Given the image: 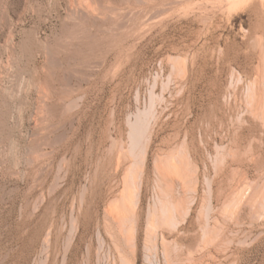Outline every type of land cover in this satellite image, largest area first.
Here are the masks:
<instances>
[{
	"label": "rangeland",
	"instance_id": "1",
	"mask_svg": "<svg viewBox=\"0 0 264 264\" xmlns=\"http://www.w3.org/2000/svg\"><path fill=\"white\" fill-rule=\"evenodd\" d=\"M69 1L0 0V264H264V0Z\"/></svg>",
	"mask_w": 264,
	"mask_h": 264
},
{
	"label": "bare ground",
	"instance_id": "2",
	"mask_svg": "<svg viewBox=\"0 0 264 264\" xmlns=\"http://www.w3.org/2000/svg\"><path fill=\"white\" fill-rule=\"evenodd\" d=\"M96 1V0H95ZM94 0L92 1V0H70L69 2V5H70V12L73 14L72 16H74L78 21L77 22H79L80 23V25L82 24V22H88V21H94V22H96V20L98 21V19L100 18V14H98V16H97V13H95L96 12V10H95V8H94V6H95V4L96 3H93V2H95ZM98 1V0H97ZM120 1V0H119ZM132 1V0H131ZM126 2H127V0H126ZM135 2H137V1H135ZM139 2V1H138ZM98 3H99V1H98ZM97 3V4H98ZM123 3V2H122ZM125 3V2H124ZM128 3V2H127ZM94 4V5H93ZM96 4V5H97ZM100 5V4H99ZM96 7V6H95ZM98 7V6H97ZM114 7V6H113ZM120 7V6H119ZM110 8V7H109ZM118 8V7H117ZM117 8H116V10H114V8H113V10H111V11H109V12H113L114 13V11H116L115 13H114V15H116L115 17L116 18H119V17H121V18H125V19H132L130 16V18H127V16L128 15H125L124 13H122L123 11H120L119 9L117 10ZM103 9H104V7H103ZM103 11H105V10H103ZM108 11V10H107ZM127 12H128V10H127ZM102 14V13H101ZM110 14V13H109ZM136 14V13H135ZM138 14H139V12H138ZM105 15V14H104ZM108 15V14H107ZM140 15H142V14H140ZM133 16V15H132ZM108 17V16H107ZM106 17V18H107ZM102 18H105V17H102ZM101 18V19H102ZM105 18V19H106ZM109 18V17H108ZM111 19H112V16L110 17ZM109 18V19H110ZM138 18V17H137ZM124 19V20H125ZM104 20V19H103ZM115 20V19H114ZM113 20V21H114ZM119 20V19H118ZM120 20H122V19H120ZM110 21V20H109ZM130 21V20H129ZM128 21V22H129ZM103 22V21H102ZM102 22H100V23H102ZM111 22V21H110ZM120 22V21H119ZM124 23H125V21H123ZM126 22H127V20H126ZM78 23V24H79ZM107 23H108V20H107ZM116 23V22H115ZM121 23V22H120ZM93 24V23H92ZM114 23H112V25H113ZM76 25V22L74 23V26ZM99 25V24H98ZM108 25V24H107ZM119 25V24H118ZM117 25V26H118ZM122 25V24H121ZM72 26V25H71ZM78 26V25H77ZM105 26V25H104ZM73 27V26H72ZM76 27V26H75ZM80 26H78V28H79ZM82 27V26H81ZM84 27V26H83ZM93 27V26H92ZM98 27V26H97ZM102 27H103V25H102ZM108 27V26H107ZM106 27V28H107ZM74 28V27H73ZM89 28V27H88ZM87 28V29H88ZM90 28H91V26H90ZM89 28V29H90ZM111 28V27H110ZM115 28H116V26H115ZM76 29V28H75ZM99 29V28H98ZM109 29V28H108ZM96 30V29H95ZM115 30V29H114ZM70 31V30H69ZM97 31H99V30H97ZM106 31V30H105ZM104 31V32H105ZM109 31V30H108ZM111 31V30H110ZM109 31V32H110ZM116 31V30H115ZM72 32V31H71ZM90 32V31H89ZM100 32V31H99ZM107 32V31H106ZM117 32V31H116ZM95 33H96V31H95ZM111 33H112V31H111ZM74 34H75V32H74ZM79 34V33H78ZM83 34V33H82ZM82 34H80L81 36H82ZM87 34V33H86ZM77 35V34H76ZM111 35V34H110ZM69 36V35H68ZM73 36V35H72ZM71 36V37H72ZM75 36V35H74ZM85 36V35H84ZM102 36V35H101ZM103 36H105V35H103ZM70 37V38H71ZM77 37V36H76ZM87 37H89V36H87ZM91 37V36H90ZM97 37V35L95 36V38ZM109 37V36H108ZM74 38V37H73ZM77 38H80L79 36L77 37ZM58 39V38H57ZM75 40H76V38H74ZM105 39V38H104ZM69 41H71L70 39H68ZM106 40H107V38H106ZM64 41V40H63ZM83 41V40H82ZM98 41V40H97ZM108 41V40H107ZM59 42V41H58ZM90 42H91V40H90ZM87 43V42H86ZM85 43V44H86ZM99 43H100V41H99ZM105 43V42H104ZM10 44V43H9ZM94 44V43H93ZM106 44V43H105ZM75 45V44H74ZM62 46V45H61ZM95 46V45H94ZM63 47V46H62ZM92 47V46H91ZM66 48V47H65ZM59 49V48H58ZM111 50V49H110ZM74 55V54H73ZM76 56V55H75ZM15 58V57H14ZM46 58V57H45ZM17 63V62H16ZM83 65V64H82ZM81 65V66H82ZM60 66V65H59ZM78 66V65H77ZM86 67V66H85ZM88 67V66H87ZM71 72V71H70ZM69 72V73H70ZM18 73V72H17ZM74 74V73H73ZM72 74V75H73ZM3 75V74H2ZM5 75V74H4ZM71 75V76H72ZM9 80V79H8ZM25 80V79H24ZM22 83V82H21ZM16 86V85H15ZM53 88V87H52ZM11 90V89H10ZM27 90V89H26ZM10 98V97H9ZM58 102V101H57ZM56 106V105H55ZM8 108V107H7ZM66 108V107H65ZM57 110V109H56ZM38 112V113H37ZM35 114H37V116H38V118H41V113L40 112H42V111H37ZM36 116V115H35ZM38 118H36L35 117V122H37V119ZM39 121H40V119H38ZM41 121H43V119H41ZM40 121V122H41ZM142 121H144V120H142ZM146 122V121H145ZM145 122H140V124H134V126L135 125H138L137 127H134L135 129H134V131L132 130V134H131V132H130V137L132 138L131 140L133 141V143H135L136 145L138 144V143H140V140H141V137L143 136V129H145L146 127H143L144 126V123ZM137 123V122H136ZM134 132V133H133ZM48 137V136H47ZM12 140V139H11ZM134 144V145H135ZM9 147V146H8ZM14 148V147H13ZM30 148V147H29ZM140 152H142V151H139V153ZM144 153V152H143ZM9 154V153H8ZM13 154V153H12ZM15 154V153H14ZM143 155V154H142ZM7 156V155H6ZM140 156V155H139ZM140 157H142V156H140ZM139 158V157H138ZM142 162V161H141ZM142 175H143V173L142 172H140L134 179H132V183L134 184V188L132 189V200H133V203H134V207L135 206H137V204H138V201H139V194H140V189H141V186H142ZM241 190H238L237 191V193L238 192H240ZM242 193V191L238 194V197H239V195H240V197H241V194ZM131 197V196H130ZM163 197V196H162ZM165 197V196H164ZM164 197H163V199L162 200H160V199H158L159 197H157V199H158V206H155V207H157L156 209L158 210V207H159V205H160V207H159V210L158 211H156V209L154 208V209H152L151 207V209H149L148 210V214H147V218L149 217L151 220H153L154 219V216L157 218V215H155V214H153V213H157V212H159L160 213V215L162 216L161 217V219L163 220V221H165V222H167L168 221V223H170L169 221H171L173 218H175L174 217V212H177V204H174V203H170V199L168 198V197H165V198H167V199H169V201L168 200H166V199H164ZM239 197V198H240ZM242 197H243V195H242ZM156 200V199H155ZM155 202V204H156V202L157 201H154ZM154 204V205H155ZM151 217H153V218H151ZM148 220V219H147ZM155 221V220H154ZM174 221V219L172 220V222ZM150 223V222H149ZM150 226H152V225H154V224H149ZM149 226V227H150ZM153 227V226H152ZM151 228V227H150ZM150 240V239H149Z\"/></svg>",
	"mask_w": 264,
	"mask_h": 264
}]
</instances>
